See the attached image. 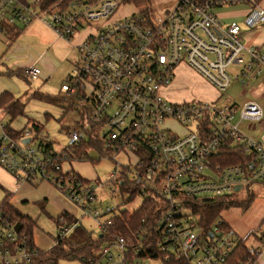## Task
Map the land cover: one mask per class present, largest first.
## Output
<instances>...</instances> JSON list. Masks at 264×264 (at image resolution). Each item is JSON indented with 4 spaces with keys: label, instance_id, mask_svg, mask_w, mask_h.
<instances>
[{
    "label": "built area",
    "instance_id": "built-area-1",
    "mask_svg": "<svg viewBox=\"0 0 264 264\" xmlns=\"http://www.w3.org/2000/svg\"><path fill=\"white\" fill-rule=\"evenodd\" d=\"M40 1L0 0V33L17 23L26 26L35 17L43 18L68 40L88 27L77 46L78 61L60 86L65 101L81 117L73 129H66V148L93 137L110 155L119 151L133 155V181L140 186V194H157L158 210L141 219L132 238L110 236L81 260L84 264H148L142 251L151 255L157 249L162 264L169 260L175 264H232L230 253L240 237L231 227L222 228V221L202 237L184 203L189 198L230 194L251 183H264V140L239 128L242 120L261 121L263 105L252 99L241 106H218L214 100L174 102L161 90L170 84L182 60L220 90L230 85L232 76L227 69L231 65L239 66L235 75L241 85L256 81L264 71V52L246 46L240 37L242 26L250 30L264 25L260 0H176L165 11L153 9L147 0L140 9L133 1V10L122 15L116 11L127 0H57L47 8H41ZM234 4L247 5L243 20L223 23L214 9ZM24 73L36 79L40 69L30 66ZM237 113L239 120L234 123ZM227 137L248 155L244 162L222 165L214 161ZM26 138L28 143L23 142ZM62 150L39 146L29 126L13 138L0 117V165L18 183L31 182L38 174L50 180L49 173L56 172L54 183L96 221L99 233H107L119 211L98 205L90 181L64 173L57 163L58 157H67ZM130 168L123 166L126 176ZM113 178H117L115 172ZM78 224V219L67 222L59 217L57 237L67 236ZM258 239L260 246H249L239 264H254L264 246V229ZM36 251L17 220L0 211V264H32Z\"/></svg>",
    "mask_w": 264,
    "mask_h": 264
},
{
    "label": "rangeland",
    "instance_id": "rangeland-1",
    "mask_svg": "<svg viewBox=\"0 0 264 264\" xmlns=\"http://www.w3.org/2000/svg\"><path fill=\"white\" fill-rule=\"evenodd\" d=\"M147 2L151 4L153 9L159 11V8H161L162 11H165L166 8H172L176 0H147ZM147 2H144L139 8L141 9L144 7ZM134 5L133 0H127V2H124L123 6L116 11V14L122 15L124 13H129L133 10ZM37 13H39V11H37ZM89 25L93 27L97 26L95 23H90ZM16 26H18L21 31L24 30L25 27L21 23H17ZM87 30L88 27L86 28V26L81 29L84 33L87 32ZM3 36L8 43L10 37L7 33L3 34ZM24 41L28 43V46H32V48L28 50L23 49L27 54L22 57V65L25 62H29L30 59L36 56L37 52L40 53L46 47L45 44L40 43L38 40L37 44L32 43L30 39L26 38ZM50 48L49 46L48 49ZM78 57L77 53V60ZM0 59H2L1 45ZM54 61L56 64H62L61 61H57V59ZM237 70H239L238 65H231L228 67L227 71L231 74L232 80L227 89L220 90L210 85L199 73L182 60L175 67L172 81L161 90V94L174 102H210L214 100L218 106H241L246 100L252 99L263 105L264 112V83H262L261 76L257 81L250 82L247 86H243L239 82V76L235 75ZM62 80L61 71H59L54 74L48 82L49 85L53 86L54 90H57L60 97L64 95V93L60 91ZM21 81L23 82V80ZM4 82L11 84V81L6 77L0 76V84H4ZM35 83V81H30V83L24 84L33 87ZM21 101L24 103V112L15 117L11 123H15L17 126L22 127L27 121H29V125L33 121H36L41 125L42 133L48 136L53 142L55 150L60 151L66 148L68 145L66 129H73L76 125L75 122L81 120L79 111L76 110V108H69L64 111V106L68 105L67 101H62L60 104H53L38 99H31L29 96L22 97ZM238 120L239 115L237 113L234 123ZM176 128L181 130L179 126H176ZM239 128L242 132L258 140H264V114L262 120L259 122L242 120L239 124ZM87 155L90 159L64 160L62 162V169L63 171L69 170L70 163L72 162L73 170L78 172L81 177L89 179L90 183L95 186V194L100 201L98 204L100 207L109 206L114 207L117 211L128 210L131 212L141 204L143 200L142 194L136 193L131 201H127L132 189H128L126 186L120 189L117 182L110 180L113 172H115V175L118 177L123 170V166L127 165L131 166L127 175V180L133 181L135 179L134 168L132 167V163L134 162L133 155H128L125 151L107 155L96 148L88 150ZM0 169L1 183H4V187L12 193L10 196L11 202L21 213L35 220L33 226V241L39 249L47 251L53 247L58 235V227L55 220L64 211L78 219L79 223L91 231L92 235L99 233L96 221L84 215L81 207L69 198L61 189L60 185L54 183L53 178L58 175L56 172L51 171L49 173L50 180L42 178L41 175L38 174L31 182L25 181L23 183H18L16 177L1 165ZM208 173V171L203 172V174ZM4 187L0 186V201L8 193ZM232 195L233 200L244 204L248 201L249 196H254V199L249 205H238L226 209L220 215L219 219L230 222L233 225V230L238 235L240 234L239 226H241V230L242 226L251 227L244 240L248 246H256L259 242V235H261L264 229V222L259 228L255 226L259 223V218L264 216V183L256 182L245 185L240 191L234 192ZM99 220H102V218H99ZM144 260L148 264H162L159 258L146 256ZM58 264H84V262L80 259L61 258Z\"/></svg>",
    "mask_w": 264,
    "mask_h": 264
},
{
    "label": "trees",
    "instance_id": "trees-1",
    "mask_svg": "<svg viewBox=\"0 0 264 264\" xmlns=\"http://www.w3.org/2000/svg\"><path fill=\"white\" fill-rule=\"evenodd\" d=\"M57 0H41L40 7L47 8L52 2ZM137 6H141L146 0H133ZM18 26L7 27V31L16 35L19 32ZM31 99H38L47 103L60 104L65 99L58 97L57 95H50L47 93L34 91L31 93ZM68 108H73V104L69 103ZM0 108L3 109V115L5 116L4 123L6 131L13 137L18 138L22 132V129L15 130L10 124L11 121L18 115L23 113L24 103L20 100L14 99L13 95L7 91L0 94ZM29 126L34 136L39 139V146L52 148V142L48 136L42 133V127L36 122H32ZM98 149L105 154L110 155L103 143L98 138L89 137L85 140H81L74 147L63 149L61 152H66L67 157L63 159L58 157L57 163L62 166V162L68 159H90L88 150ZM59 156V154H58ZM248 158V155L238 146L231 143V138L227 137L224 143L219 146L218 154L215 156L214 161L222 165H229L244 162ZM66 175L72 174L80 178L82 181H89L87 178L81 177L77 172L71 170L64 171ZM113 182H117L119 188L126 186L128 189H132L131 194L127 198V201H131L136 193H142L140 186L135 181L127 180V176L122 170L117 178L110 179ZM233 193L224 194L219 196H205L199 198H189L185 200L184 206L189 209V213L196 218V224L199 227L200 235L206 236L212 225L219 221L222 228H229V225L220 220L221 212L238 205H249L253 201L254 196H249L248 201L244 203L233 200ZM11 193H7L0 201V211L9 214L12 218L17 220L21 229L28 234L29 244L32 248H36L37 251L33 257L32 264H58L61 258L65 259H80L83 257L91 256L99 245L108 239L110 236L120 234L125 237H133V234L138 230L140 221L143 217L150 215L152 211L158 210L157 194L154 191H147L143 196L141 204L133 211L121 210L113 218L112 225L107 229V233H97L92 235L91 231L86 229L80 223L77 227L70 232L67 236L59 239L56 237L53 247L47 251L39 249L33 241V226L35 220L30 216L21 213L18 208L10 201ZM59 217H64L65 221L73 222L75 217L67 212H62L55 220L58 223ZM240 238L237 244L234 246L230 253V260L232 264H239V262L248 254V245L245 243V239ZM147 251V250H146ZM145 250L142 251V256H151L162 259V254L159 250L154 249L152 252L148 250V254ZM82 261V260H81ZM163 264H175L172 260L163 262Z\"/></svg>",
    "mask_w": 264,
    "mask_h": 264
},
{
    "label": "crops",
    "instance_id": "crops-1",
    "mask_svg": "<svg viewBox=\"0 0 264 264\" xmlns=\"http://www.w3.org/2000/svg\"><path fill=\"white\" fill-rule=\"evenodd\" d=\"M260 5L264 8V0H260ZM247 10L248 8L245 4H234L217 7L214 9V13L223 23H229L231 21L241 22L245 14L247 13ZM6 33L10 37L8 43L6 41V38L3 36V34L5 33H0L2 56V59H0V76L6 77L9 81H11V84L5 82L4 84H0V94L4 91H7L13 95L14 99L20 101L22 97H30L31 93H33L34 91H39L50 95H57L58 97H60L57 93V90H54L53 86L49 85L48 82L53 77V75L59 71H61L63 82L65 78L71 73L74 65L78 61L76 59L78 53L77 46L84 38V32L80 30L68 40L60 36L43 18L35 17L24 27V30H19L16 35H12V33H9L7 30ZM25 38L30 39L34 44H37L39 41L40 43L45 44L46 47L40 53L37 52L36 56L30 59L29 62H25L22 65V57L27 54L23 51V49L28 50L32 48V46H28V43L24 41ZM240 38L244 44L255 46L260 51L264 52V25L257 26L256 28L250 30H247L242 26ZM49 46L51 47L50 49H48ZM55 59H57V61H61L62 64H56L54 61ZM30 66H36L40 69V74L36 79L28 78L24 73L25 68ZM261 78L262 83H264V71L261 75ZM21 80H23V82ZM30 81L36 82L33 87L24 84L30 83ZM60 98L65 99L64 95ZM65 107L67 106H64V111L69 109ZM3 114V109L0 108V117L4 121L5 116ZM27 125H29V121L25 122L22 127L17 126L15 123L10 124V126L15 130H20ZM52 148L55 149L53 142ZM69 170L76 172L73 170L72 162L70 163ZM1 182L2 181L0 180V186L4 187V183ZM4 188L6 189V187ZM7 191L9 192V190ZM224 211H222L221 214ZM224 221L229 225V227L234 229L232 227L233 225L230 222H227L226 220ZM258 222L259 223L255 225L257 226L256 228H259L263 224L264 216L260 217ZM250 228L251 227L242 226L241 230V226H239L240 234H236L240 238H244L247 236ZM259 246L260 242H258L254 247ZM254 264H264V246L261 248L259 254L255 258Z\"/></svg>",
    "mask_w": 264,
    "mask_h": 264
},
{
    "label": "water",
    "instance_id": "water-1",
    "mask_svg": "<svg viewBox=\"0 0 264 264\" xmlns=\"http://www.w3.org/2000/svg\"><path fill=\"white\" fill-rule=\"evenodd\" d=\"M29 141H30L29 138H26V139L23 140L24 143H28ZM238 188H239V185L236 186L234 189H235V190H238Z\"/></svg>",
    "mask_w": 264,
    "mask_h": 264
}]
</instances>
